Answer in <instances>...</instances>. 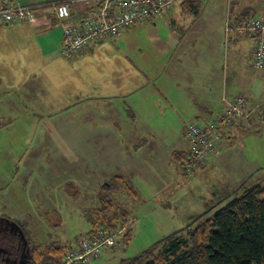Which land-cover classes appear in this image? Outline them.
<instances>
[{
	"label": "rangeland",
	"instance_id": "374dc122",
	"mask_svg": "<svg viewBox=\"0 0 264 264\" xmlns=\"http://www.w3.org/2000/svg\"><path fill=\"white\" fill-rule=\"evenodd\" d=\"M201 1L204 14L216 12L217 15H224L231 3V0ZM167 23V17L150 20L126 29L116 38H107L109 45L103 47L101 61L105 64L109 53L116 67L117 60L125 65L130 61L134 68H148L155 78L161 71L156 62L162 59L157 42L169 37ZM57 54L61 57L59 47ZM111 68L99 61V66L94 65L86 72L91 76L88 80L84 77L86 83L105 86L100 81ZM242 70L251 77L245 78L247 83L255 81L256 97L264 100V70H255L250 63ZM59 71L51 68L35 72L36 76L29 77V82H34L29 99L19 87V97L12 105H7L4 98L0 103V185H9L8 191L0 193V218L25 221L30 225L33 240L43 246L53 242L68 245L90 232L95 212L102 206L101 188L122 173L123 150L147 155L152 143L160 144L164 140L162 134L167 133L168 137L171 134L177 140L181 137V125L174 116L165 121L161 116L156 117L159 114L156 81L144 84L150 88L151 95L146 100L139 101L137 95L126 101L105 99L96 103L86 97L83 101L62 104ZM24 79L27 78L20 76L19 86ZM74 79L75 83L80 82L78 76ZM67 96L72 97L73 93L68 92ZM137 105L143 115L136 119L133 107ZM80 121L84 124H78ZM262 128L243 150L264 167ZM133 135L143 138L136 144L131 141ZM221 178L211 168L196 176L184 177L183 181L179 178L178 191L174 193L177 200H171L170 210L169 206H163L168 201L166 190L163 196L153 198L149 195L153 188L139 177L128 176L127 181L141 195L135 199L123 190L110 193L115 206L109 217L113 218L116 212L118 220L123 221L121 214L129 211L130 218L125 217L124 227L132 230V240L113 259L107 258L106 249L91 264H118L121 259L132 258L182 229L192 216L208 210L211 200L217 202L224 197L216 187ZM259 178L264 179V169L256 176L255 183Z\"/></svg>",
	"mask_w": 264,
	"mask_h": 264
},
{
	"label": "crops",
	"instance_id": "0c3cea01",
	"mask_svg": "<svg viewBox=\"0 0 264 264\" xmlns=\"http://www.w3.org/2000/svg\"><path fill=\"white\" fill-rule=\"evenodd\" d=\"M56 1L60 0H0V5L19 2L26 6H41ZM199 2L200 8L195 14L183 4V0L175 1L172 12L167 16L169 37H166L167 40L162 39L157 42L162 59L158 61L159 63L156 62L161 71L155 78L151 77L148 68L147 70H141L137 66L134 68L130 61L125 65L123 61L117 60L119 65L116 67L107 50L108 58L104 64L101 57L105 52L103 47L109 45L106 43L109 39L96 43L86 55L70 61L61 58L57 51L62 28L50 7L36 10L37 21L34 25L22 23L12 28L0 27V103L4 98L7 100V105H12L19 97V87L29 99V94L34 92V82H29V77L36 76L35 72L41 69L42 71L45 69L49 71L51 68L60 70L62 104L83 101L86 97L96 103L105 99L126 101L137 95L139 101L142 98L146 100L151 95L150 88L144 84H153L156 81L158 86H156L155 98L159 110L156 117L161 116L165 121L170 116H174L181 125L180 140L171 137V134L168 137L166 133L162 134L164 140L160 144L152 143L149 151L146 150L147 155L141 152L132 154L134 152L128 149L123 150L122 173L114 177H123L132 187L134 185H131V181H127L128 176L141 178L148 187L153 188V193L149 194L153 198L163 196V190H166L168 201L163 206H169L170 209L171 200L176 199L175 190L178 191L177 180L180 178L183 181L184 177H188L181 169L175 155L188 151L189 145L184 137L186 126L194 122H204L213 112L220 110L224 97L241 96L252 106H259L262 109L263 119L255 121V127L249 134L239 130L231 132L222 141L216 159L203 169L197 170L196 175L211 168L216 176H222L216 187L225 195L217 202L211 200L209 206L224 200L243 185L248 187L255 185L262 180L259 178L256 183L254 181L264 167L255 159L251 157L250 159L243 148L247 147V142L253 141L256 134L261 133L260 129L264 126V100L256 97L255 81L248 80L247 83L245 78L251 77L242 70L246 63H250L254 39L250 36L232 35L227 40L226 23L228 19L235 21L236 17L247 13L259 14L263 17L264 0H231L224 15H217L216 12L204 14L202 1ZM76 6L78 9L81 7L80 4ZM124 31L126 30L122 32ZM99 61L106 68L112 67L110 73L102 77L100 82H104L105 86L101 88L94 86L101 84L91 85L88 81L86 83L84 78L88 80V77H91L86 72L94 65L99 66ZM20 76H25L27 79H24L19 86ZM74 76H78L80 82L75 83ZM68 92L73 93V96H67ZM46 100L51 101L50 98ZM138 105L133 107V115L136 119L142 117ZM78 124L84 123L80 121ZM142 138L141 135L139 137L133 135L131 141L138 144ZM166 140L169 143H166ZM133 171L137 175H134ZM8 189L9 185H0V193ZM140 195L136 192V196L133 197L138 199ZM125 212L130 218L129 211ZM202 214L192 216L188 224ZM27 226L32 232L30 225ZM121 250V247L107 249V258L113 259Z\"/></svg>",
	"mask_w": 264,
	"mask_h": 264
},
{
	"label": "built area",
	"instance_id": "2783aa9c",
	"mask_svg": "<svg viewBox=\"0 0 264 264\" xmlns=\"http://www.w3.org/2000/svg\"><path fill=\"white\" fill-rule=\"evenodd\" d=\"M176 0H74L68 3H50L41 6H26L19 2L0 5V27L12 28L18 24L34 25L36 10L50 7L57 23L62 28L59 53L66 60L83 56L98 42L116 38L123 30L150 20L166 18L173 10ZM80 4L81 9L76 5ZM232 35L250 36L254 39L250 64L255 70H264V16H251L243 23H226V38ZM263 119L261 108L254 107L241 96L224 97L221 109L204 122L186 126L184 137L190 153L180 164L193 176L198 166L206 164L219 154L223 138L239 130L249 134L255 121ZM126 228L106 230L79 236L66 248L62 264H91L102 257L106 249L120 244Z\"/></svg>",
	"mask_w": 264,
	"mask_h": 264
},
{
	"label": "trees",
	"instance_id": "16d2710c",
	"mask_svg": "<svg viewBox=\"0 0 264 264\" xmlns=\"http://www.w3.org/2000/svg\"><path fill=\"white\" fill-rule=\"evenodd\" d=\"M71 1L74 0H60L54 3L63 4ZM183 4L195 14L200 8L199 0H184ZM251 16L253 14L247 13L236 17L235 21L230 19V22L241 24ZM225 138L226 136L223 140ZM189 153L190 146L186 153L175 155L177 160L182 162ZM216 157L198 166L193 176L196 175L197 170L211 164ZM180 166L185 175L192 177L184 171L181 164ZM120 190L136 196L134 188L128 185L123 177L111 178L101 188L102 206L96 210L93 227L86 235L95 233L100 228L120 229L126 224V212L121 214L123 221L118 220L119 215L116 212L113 218L109 217L115 206L109 194ZM12 221L24 231L30 245V256L25 264L63 263L69 244L53 242L49 245H40L33 240L32 232L26 222ZM131 231L127 228L120 237L118 247L122 250H125L132 240ZM0 248L5 249L6 255L12 256L10 257L12 260H17L22 254L19 238L10 232L0 233ZM1 255L5 254H0V257ZM118 264H264V179L253 186H241L238 191L224 200L211 205L205 213L184 228L132 258L121 259Z\"/></svg>",
	"mask_w": 264,
	"mask_h": 264
},
{
	"label": "water",
	"instance_id": "95a60500",
	"mask_svg": "<svg viewBox=\"0 0 264 264\" xmlns=\"http://www.w3.org/2000/svg\"><path fill=\"white\" fill-rule=\"evenodd\" d=\"M0 222H5L8 225L6 232H10L14 236H17L22 246V250H21L22 254L17 260H14L13 264H25L29 259L31 249L24 231L20 228V226L16 222L8 218H0ZM0 254L6 255L7 251L3 248H0Z\"/></svg>",
	"mask_w": 264,
	"mask_h": 264
},
{
	"label": "flooded vegetation",
	"instance_id": "af4514ba",
	"mask_svg": "<svg viewBox=\"0 0 264 264\" xmlns=\"http://www.w3.org/2000/svg\"><path fill=\"white\" fill-rule=\"evenodd\" d=\"M8 225L5 222H0V233L6 232ZM22 247V246H21ZM12 258V256H10ZM8 255H1L0 264H13L14 260H12Z\"/></svg>",
	"mask_w": 264,
	"mask_h": 264
}]
</instances>
